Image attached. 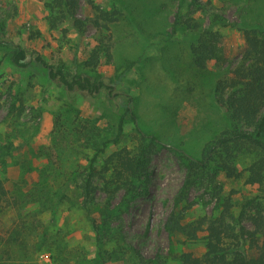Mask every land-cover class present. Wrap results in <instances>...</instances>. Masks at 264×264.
<instances>
[{
    "label": "rangeland",
    "instance_id": "rangeland-1",
    "mask_svg": "<svg viewBox=\"0 0 264 264\" xmlns=\"http://www.w3.org/2000/svg\"><path fill=\"white\" fill-rule=\"evenodd\" d=\"M51 1L0 0V180L4 187L12 190L15 184L25 183L23 191L28 192L36 183L67 181L72 171L87 166L102 142L115 137L122 119L125 140L121 147L133 146L136 126L167 145L151 156L147 194L133 201L122 215L126 234L122 251L137 250L155 264H179L177 256L184 251L200 254L203 233L198 241L190 242L181 235L168 234L164 223L184 180L179 152L201 159L206 145L228 129L211 92L223 73L211 67L195 69L190 54L195 37L178 26L177 3L172 0H144L138 10H134L132 0H126L129 12L110 26L112 60L106 63L102 59L97 70L91 72L82 64L95 39L89 23L93 16L90 3L111 10L112 2L79 0L78 17L85 20L86 26L85 32L78 34L66 21L50 29L55 16L50 10ZM179 14L180 20L191 17L218 31L226 57L234 64L243 46L237 28L242 23L264 25V0H186ZM15 46L26 52L25 69L10 61ZM37 54L52 65L62 61L69 74L108 77L120 95L108 98L103 93H69L48 80L45 70L33 61ZM122 94L132 99L136 123L124 115L128 100ZM7 145L12 150L5 148ZM117 148L109 147L99 161ZM251 159L250 154L238 155L237 170H244ZM217 181L222 196L233 192L235 211L241 200L255 191L244 185V178L232 180L220 174ZM80 183V177L69 183L67 199L53 212L37 209L35 203L18 211L20 214L9 209L0 214L3 231L25 213H32L49 234L50 251L30 253L28 261L14 259L8 264H100L93 261L96 246L90 222L80 206ZM202 196L201 189L191 191L192 205L184 221L218 213L214 200L206 195L204 205ZM245 226L252 229L249 223ZM105 249L108 254L104 264L132 262L117 259L120 254L112 252L111 243Z\"/></svg>",
    "mask_w": 264,
    "mask_h": 264
},
{
    "label": "trees",
    "instance_id": "trees-1",
    "mask_svg": "<svg viewBox=\"0 0 264 264\" xmlns=\"http://www.w3.org/2000/svg\"><path fill=\"white\" fill-rule=\"evenodd\" d=\"M110 1L111 10L90 3L93 16L89 23L95 30V39L82 64L91 72L97 70L102 59L106 63L112 60L110 26L129 12L126 0ZM143 1L132 0L134 10H138ZM172 1L177 3L175 19L178 26L190 31L195 37L190 46L195 69L204 71L211 67L223 73L213 84L211 92L227 121L228 129L206 145L201 159L179 152L185 175L174 196L173 207L166 217L164 228L168 234L181 235L190 242L198 241L199 235L204 234L201 239L203 252L184 251L177 256L179 264H264V25L239 24L237 30L242 36V52L240 59L232 64L226 57L221 34L211 27H204L202 22L194 18L180 20L179 10L186 0ZM50 10L55 15L50 21V29L54 30L58 23L66 21L78 34L85 32V20L78 17L79 0H52ZM1 37L0 32V43ZM26 59L24 49L19 46L12 48L10 61L15 67L27 68ZM33 61L45 70L48 80L56 82L69 93L81 92L91 96L103 93L108 98L120 95L116 92L115 83L108 77H94L87 73L69 74L62 61L52 65L39 54L34 56ZM224 68H227L226 73ZM122 96L128 100L124 115L136 123L130 103L132 99L126 94ZM122 122L121 119L115 137L102 142V148L91 156L87 166L72 171L67 181L54 185L36 183L34 187H29L28 192H24L25 183L15 184L12 190H7L0 180V214L6 209L20 214L18 211L35 203L37 209L42 207L53 212L67 199L71 188L69 183L80 177V206L90 222L96 246L93 261L104 264L108 254L105 246L111 243L112 252L120 254L117 258L120 261L155 264L137 250L122 251L126 244L122 215L133 201L147 194L151 156L167 148V145L136 126L133 146L121 147L125 140ZM109 147L118 148L99 161L101 154ZM5 148L12 150L9 145ZM245 153L252 155V159L244 170L238 171L235 159ZM220 174L232 180L244 178L245 186L255 188L251 197L241 200L236 211L231 199L233 192L222 196V188L217 181ZM195 188L201 189L205 196L209 195L214 200L218 213L213 217L204 215L186 222L184 215L192 205L190 194ZM205 196L200 197L204 205ZM179 205L181 208H178ZM18 221L11 222L3 231L0 216L2 264L14 259L28 261L30 253L50 251L47 228L34 214L25 213ZM245 223H249L252 229L247 228ZM32 236L33 244L30 245Z\"/></svg>",
    "mask_w": 264,
    "mask_h": 264
}]
</instances>
